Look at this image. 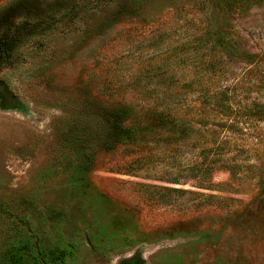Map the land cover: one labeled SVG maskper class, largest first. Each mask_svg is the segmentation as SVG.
<instances>
[{
  "label": "rangeland",
  "instance_id": "rangeland-1",
  "mask_svg": "<svg viewBox=\"0 0 264 264\" xmlns=\"http://www.w3.org/2000/svg\"><path fill=\"white\" fill-rule=\"evenodd\" d=\"M12 6L0 264H264V0Z\"/></svg>",
  "mask_w": 264,
  "mask_h": 264
},
{
  "label": "trees",
  "instance_id": "trees-1",
  "mask_svg": "<svg viewBox=\"0 0 264 264\" xmlns=\"http://www.w3.org/2000/svg\"><path fill=\"white\" fill-rule=\"evenodd\" d=\"M17 7L12 6L7 10L3 11L0 15V56L7 57L12 54L14 49L18 46L20 42L29 34L30 30H47L52 26V17H48L44 20L39 19L35 23H31L29 26L28 16L29 13L26 11V19L17 22ZM18 12V11H16ZM110 122V121H109ZM109 129L111 134H116L117 127H113L111 123L109 124ZM124 132L127 136H134L135 128H125Z\"/></svg>",
  "mask_w": 264,
  "mask_h": 264
},
{
  "label": "flooded vegetation",
  "instance_id": "flooded-vegetation-1",
  "mask_svg": "<svg viewBox=\"0 0 264 264\" xmlns=\"http://www.w3.org/2000/svg\"><path fill=\"white\" fill-rule=\"evenodd\" d=\"M129 259H131V260H132V259H135V258H134V257H130Z\"/></svg>",
  "mask_w": 264,
  "mask_h": 264
}]
</instances>
